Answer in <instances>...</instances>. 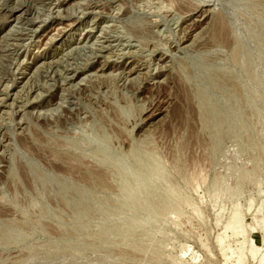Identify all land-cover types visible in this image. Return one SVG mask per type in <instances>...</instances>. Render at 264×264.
<instances>
[{
  "label": "rangeland",
  "instance_id": "1",
  "mask_svg": "<svg viewBox=\"0 0 264 264\" xmlns=\"http://www.w3.org/2000/svg\"><path fill=\"white\" fill-rule=\"evenodd\" d=\"M263 261L264 0H0V264Z\"/></svg>",
  "mask_w": 264,
  "mask_h": 264
},
{
  "label": "bare ground",
  "instance_id": "2",
  "mask_svg": "<svg viewBox=\"0 0 264 264\" xmlns=\"http://www.w3.org/2000/svg\"><path fill=\"white\" fill-rule=\"evenodd\" d=\"M254 248V247H253ZM258 262H259V260H258ZM261 262V261H260ZM263 264H264V261L262 262ZM262 263H260V264H262Z\"/></svg>",
  "mask_w": 264,
  "mask_h": 264
}]
</instances>
